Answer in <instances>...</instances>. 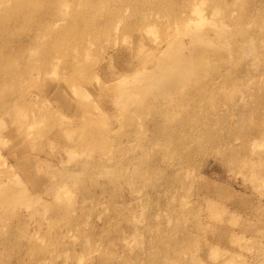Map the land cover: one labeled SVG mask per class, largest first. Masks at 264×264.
Listing matches in <instances>:
<instances>
[{"label": "rangeland", "instance_id": "obj_1", "mask_svg": "<svg viewBox=\"0 0 264 264\" xmlns=\"http://www.w3.org/2000/svg\"><path fill=\"white\" fill-rule=\"evenodd\" d=\"M200 1L0 0V264H264V0H205L231 42L183 35L193 76L136 89L180 29L212 30ZM158 155L171 254L144 247L167 216L120 201Z\"/></svg>", "mask_w": 264, "mask_h": 264}, {"label": "bare ground", "instance_id": "obj_2", "mask_svg": "<svg viewBox=\"0 0 264 264\" xmlns=\"http://www.w3.org/2000/svg\"><path fill=\"white\" fill-rule=\"evenodd\" d=\"M205 6H206V1L201 0L200 4H198L196 8L193 10V13L199 16V19L197 20L198 24H200L199 26L208 25L212 27V30L206 31V33H204L197 30L196 31L192 30L191 28L189 29L186 26L180 29L179 34H177L176 37L169 43V46L166 49L167 50L166 54L165 52H162V54L158 57L157 70L151 74H148L147 79H149V81L146 78H142V81H140V83L136 85V89H139L141 87L143 93H145L146 96L147 95L150 96L151 89L154 87L157 88V94L159 96H163L165 93H169V92L173 93L179 87V83H178L179 80H181V82H184L185 79H189L193 76V68L191 62L193 56L184 55V50L189 48V45L184 44L182 42L181 38L183 35H187L191 37L193 44L190 47H194L196 42H205L209 46V49H211L212 52H215V47L218 42L217 43L214 42H216L217 40H221L223 43L231 42V40H229L227 36L228 32L226 28H224L220 24L221 22H213V21L206 22L207 20H205V17L203 16ZM227 14H228L227 9L218 12L220 18H224L225 16H227ZM243 51L248 53L251 52L256 53L257 45L255 41L247 42L243 47ZM204 65H205V70L203 74H202V70L200 71L202 75L206 77H211V74L214 75L216 73L214 60L211 57L205 59ZM197 77L198 76H196V78ZM202 84L204 87L207 85V82L204 84V82L202 81ZM68 105L69 104L66 103L65 106ZM68 146L70 145L68 144ZM163 159L164 158L161 155L150 157V160L147 163L148 170L145 172L146 174L142 178L144 179L146 177V179L148 180L147 185H145L146 188H141L139 191L133 192L134 194H132V196L129 195V198L127 200L122 198L120 201L123 204L124 203L141 204L143 202L151 203L153 207V213H151L150 218H155L160 220V219H164L167 216L168 220H160L153 227H148L144 229V232L146 233L149 231L148 234L149 243H146L144 247L145 246L147 247V244H150V247L152 248H156L159 245L161 249L162 248L164 249V254H171V253H177L178 251H180V247H182V241L179 238H174V236L177 234V232H183L184 227L181 226L178 230L177 224H180L178 222L179 218L177 216L175 217V215L171 216L173 211H172L171 203L168 200H166L167 192L165 193L162 188L158 189L159 185L157 182L164 173V170L162 169L160 164L163 161ZM126 161L124 160L121 162L119 161L117 162V164L118 165L120 164L121 166L122 165L125 166V164L131 162L129 160L127 162ZM155 178L157 179V182L153 184V180ZM62 187L63 186H59L57 188L58 189L57 191H60ZM105 188L107 189L106 186ZM143 206L145 205L143 204ZM150 218L148 217V219ZM174 220H177V222L175 223ZM120 229L122 230L123 233L121 236H118V239L122 238L128 232V229L132 230L133 228H128L127 230L125 229L123 230V226H122ZM201 264H206V263L202 261Z\"/></svg>", "mask_w": 264, "mask_h": 264}]
</instances>
